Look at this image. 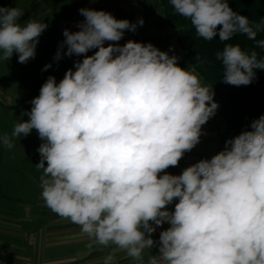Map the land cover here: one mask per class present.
<instances>
[{"label": "clouds", "instance_id": "clouds-1", "mask_svg": "<svg viewBox=\"0 0 264 264\" xmlns=\"http://www.w3.org/2000/svg\"><path fill=\"white\" fill-rule=\"evenodd\" d=\"M169 3L198 37L219 35L223 83L248 86L264 70V39H257L264 19L251 21L229 0ZM78 11L79 30H63L54 59H83L59 82L46 79L30 101L29 119L0 134V147L11 150L15 138L38 132L41 199L87 239L79 258L100 246L125 253L130 264H264V114L210 159L169 173L200 143L202 126L219 107L213 85L197 71L207 61L197 54L196 63L181 67L175 54L150 42L121 45L142 18L132 23L105 10ZM24 13L0 6V62L14 54L21 64L35 58L48 24L24 22ZM238 35L254 47L231 43ZM103 264H116V257L108 254Z\"/></svg>", "mask_w": 264, "mask_h": 264}, {"label": "crops", "instance_id": "crops-1", "mask_svg": "<svg viewBox=\"0 0 264 264\" xmlns=\"http://www.w3.org/2000/svg\"><path fill=\"white\" fill-rule=\"evenodd\" d=\"M36 5V16L41 15L37 21H47L48 24L40 37L47 42L44 49H49L51 63L55 65L41 73L44 77L39 78L38 73L31 77L28 94L16 88V104L0 101L6 109L15 106L20 121L29 119L24 109H31L30 101L39 95L42 84L49 76H55L59 82L76 60L83 59L75 55L62 56L59 61L54 59L58 46L64 40L63 30H79L76 25L84 19L78 11L81 8L105 10L117 19H127L132 23H138L142 18L144 24L138 25L135 33L126 30L119 43L123 45L128 40L150 42L160 50L168 51L170 55L175 54L181 67L189 65L175 35L165 26L163 16L160 14L156 19L148 11V4L143 5L141 0H96L95 3L89 0H40ZM94 51L90 50L88 55ZM202 82L208 85L204 80ZM222 126L223 122L216 111L202 126L200 143L184 154L177 167H170L169 173L179 175L187 166L217 154L220 135L224 131ZM13 143L11 150L0 147V264H103L104 257L110 253L116 257V264H130L125 253L114 247L95 246L90 255L79 258L80 253L87 251V239L78 235L77 225L52 213L41 199V173L35 167L40 160L37 149L42 143L38 132L33 129L28 136L15 138ZM168 207L174 210V203Z\"/></svg>", "mask_w": 264, "mask_h": 264}, {"label": "trees", "instance_id": "trees-1", "mask_svg": "<svg viewBox=\"0 0 264 264\" xmlns=\"http://www.w3.org/2000/svg\"><path fill=\"white\" fill-rule=\"evenodd\" d=\"M9 0H0V6H5ZM153 1L163 16L164 24L173 32L181 53L188 64H194L197 54L207 62L200 65L197 71L208 85H213L216 102L219 107L217 113L224 123V131L220 135L219 151L229 139L244 131L252 120L264 114V70H256V79L248 86H232L222 82L223 69L221 63L215 59V54L222 51L224 43L219 41L217 34L212 41H205L195 34L190 22L176 15L169 0H141L146 5ZM230 7L241 15L247 16L253 22L264 19V0H229ZM145 10V9H144ZM257 39H264V32L258 34ZM233 44L239 43L248 50L255 42L245 36L234 37ZM260 52V49H256Z\"/></svg>", "mask_w": 264, "mask_h": 264}, {"label": "rangeland", "instance_id": "rangeland-1", "mask_svg": "<svg viewBox=\"0 0 264 264\" xmlns=\"http://www.w3.org/2000/svg\"><path fill=\"white\" fill-rule=\"evenodd\" d=\"M39 1L40 0H9L6 2L5 7L22 8L25 13L21 17V20L26 22L27 19L37 20V18L41 16H36V8H38L36 4L39 3ZM148 11L152 13L156 19H158L161 14L153 1L148 3ZM40 22L47 23V21ZM46 43L47 42L43 41L42 37H39L35 58L29 59L26 64L19 63L16 54L13 55L10 61L0 62V101L16 104L17 101L14 99L16 88L28 94L30 91L28 85L32 81L31 77L36 73H38L39 78L44 77L41 73L48 71L42 70L44 66L48 64L55 65L51 63L49 49L47 51L44 49ZM175 48H177V46H175ZM10 109L3 107L0 102V134H11L13 126L21 122L18 117V110L15 109V106ZM28 111H30V107L24 109V113ZM222 127L224 129V123ZM225 144L226 143L221 146L220 151L224 149Z\"/></svg>", "mask_w": 264, "mask_h": 264}, {"label": "built area", "instance_id": "built-area-1", "mask_svg": "<svg viewBox=\"0 0 264 264\" xmlns=\"http://www.w3.org/2000/svg\"><path fill=\"white\" fill-rule=\"evenodd\" d=\"M167 171L169 172V169H167ZM167 227H169V225L167 223H165L163 225V228H157V231L154 234V239L158 240L159 239V233H160V231H162L163 229H166Z\"/></svg>", "mask_w": 264, "mask_h": 264}, {"label": "water", "instance_id": "water-1", "mask_svg": "<svg viewBox=\"0 0 264 264\" xmlns=\"http://www.w3.org/2000/svg\"><path fill=\"white\" fill-rule=\"evenodd\" d=\"M141 8V10H143V8L142 7H140ZM141 17H143V15L141 14Z\"/></svg>", "mask_w": 264, "mask_h": 264}]
</instances>
